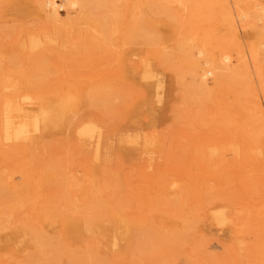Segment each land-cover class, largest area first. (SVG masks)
Returning a JSON list of instances; mask_svg holds the SVG:
<instances>
[{
  "label": "bare ground",
  "instance_id": "obj_1",
  "mask_svg": "<svg viewBox=\"0 0 264 264\" xmlns=\"http://www.w3.org/2000/svg\"><path fill=\"white\" fill-rule=\"evenodd\" d=\"M196 1L129 0L121 19L114 6L93 12L116 4L110 0H0L1 13L16 15L26 4L50 27L23 29L11 45L0 38V264H61L63 257L128 264L139 253L150 262L166 247L184 251L186 231H201L198 222L229 238L225 264L247 257L264 264V1ZM198 21L214 25L203 30ZM247 27L253 40L241 44ZM127 58L135 60L128 70ZM175 63L174 80L195 86L181 84L180 101L188 95L198 104L200 131L179 137L188 140L182 150L193 152L194 166L177 156L154 163L167 144L159 131L167 118L159 123V115L176 111L164 106L162 78ZM75 65L92 70H65ZM124 82L137 88L133 97ZM215 89H225L223 106ZM208 102L213 110L204 109ZM54 136L72 141L52 152ZM113 147L144 167L105 169L100 162ZM78 154L80 163L72 161ZM123 189L133 194L121 202Z\"/></svg>",
  "mask_w": 264,
  "mask_h": 264
},
{
  "label": "rangeland",
  "instance_id": "obj_2",
  "mask_svg": "<svg viewBox=\"0 0 264 264\" xmlns=\"http://www.w3.org/2000/svg\"><path fill=\"white\" fill-rule=\"evenodd\" d=\"M4 1H10V0H4ZM111 2L114 1V3H116L115 5H109L108 8L106 9H102V8H98V9H94V13L95 14H99V15H103L104 13H107L109 10L114 8H118L119 14L121 16V19H125L129 14H126V10L128 11L129 8V0H110ZM209 0H197L195 4L198 3H204V2H208ZM264 1V0H263ZM113 4V3H112ZM19 7V6H18ZM2 9V8H1ZM12 8H10L9 10H3L2 13L0 12V38L2 39V42L7 44V45H11L12 42L19 37L21 30L23 29H27L30 31H38V30H42L44 28L50 29L49 25L47 23H44L43 20L38 19L36 17V14L34 13V11L29 7V5L26 4H22V7L19 10L18 14H13V11H11ZM108 9V10H107ZM61 16V21H65L66 17H65V13L64 11H60ZM17 16V17H16ZM193 25L195 27H202L201 29H206L209 30L214 23L210 24V22L206 23V22H199L198 23H194L192 22ZM190 26H192L190 24ZM253 30L251 28H248L245 30V36H243L242 34L239 36L240 37V43H249L251 42L253 39H249L252 34ZM214 33H218V31L214 32ZM221 35V33L219 32L218 35H216L215 37L211 38V42L212 44H216V42H218L219 40V36ZM252 37V36H251ZM135 50V53L138 54V58L141 55V51L138 52L137 50L139 49V46L133 45L132 46ZM264 50V48H262V51ZM88 57V56H87ZM94 57V55L92 56ZM92 57H88V59H82L79 60V63L82 61H89ZM79 58V57H78ZM77 57H75V59H78ZM137 58V59H138ZM136 59V60H137ZM133 61H135L132 58H127L126 61V70H128V68H130L131 66H133ZM105 63L104 67H106L109 71L110 74H119L117 72L118 67L117 65H115V63H111V62H107V60H104L103 63ZM47 63H51L53 64L52 61H47ZM159 69V68H157ZM67 72L69 73H73L74 75H78V74H89V72L92 70L91 66L88 65L84 68H80L78 65L75 67H72V69H70V67L65 69ZM178 70V67H176V63L172 66L170 65L169 67H167L165 70H163L164 75H162V78L164 79L166 85H165V91H166V95L164 97V106L165 103L167 104L168 102V106H170L172 109L176 110L175 112L166 110L165 113H162L161 115H159V119L160 122L162 121L161 116L164 117L166 116L167 121L159 127V131H163L164 134L167 137V144L165 146V148L163 147L161 149V152H157L155 155V162L154 163H164L166 161V163L172 159L174 156L178 157V161L183 164V165H188V164H193L196 165V159L193 160V156H192V151H188L186 150V148H183V145H185V142H187L188 140H181L179 137L182 136V134L180 132H183V134L187 137H194L195 134H197L200 131V128H198V125L195 123L198 119V113L196 112V108L198 107L196 102H187V99L189 98V96L187 95L186 99H183V101H180L182 99L183 96L186 97V95H184L185 93L183 92L184 90L181 88V84H185V85H189L192 89H194V84L189 81V79L186 77L184 79H182L183 82H181V80H174L173 75L175 74V72ZM50 78L56 77V75H50ZM171 80H174V82H171ZM180 81V82H179ZM124 87L126 88H130L131 89V93L130 96L133 97V93L135 91H137V88L134 86H127L126 82H124ZM170 83H173V87L170 88ZM178 84V85H177ZM123 87V86H121ZM216 90V91H215ZM215 103L221 104L223 106L224 103V90H217L215 89ZM170 93L171 98L169 100L166 99V96ZM176 97V99L174 98ZM174 98V101L171 102V99ZM123 100L124 102H127V99H121L119 98L117 101L120 103V105H123ZM129 101H131V98L129 97ZM170 101V103H169ZM137 101H134V105ZM196 103V104H194ZM190 105V106H189ZM211 110L214 109L215 104L213 102H208L206 104V106H204L205 110ZM141 110H139L137 112V115L141 117V112H143V108H140ZM194 109V110H193ZM190 110H193L191 112H189ZM148 112H145V115H147ZM112 115V113H111ZM173 115H175V119H172ZM120 118V113L117 115ZM192 116V117H191ZM121 119V118H120ZM76 120V119H74ZM142 121V119H141ZM60 138V136L55 137L53 140H49V145H50V149L52 152H54V146H58V144L64 145V144H68L70 143L72 140H67V141H63V142H58V139ZM62 139V137H61ZM181 142L182 144L179 145V142ZM115 145V144H114ZM190 148V147H189ZM56 152H63V150H58ZM126 155L128 154H123L120 151H115L114 147L111 149V153L108 154H104V159L100 162V163H104V166L106 167L105 169H120L121 171H125V172H132L135 170H139L142 169L144 167V163L139 160L138 162H132L131 159L127 158ZM160 156V157H159ZM159 157V158H158ZM76 159L78 163L83 161V156L81 154H78L73 158L72 161ZM191 159V160H190ZM84 161H86V159L84 158ZM97 163H99L98 161H96ZM80 168V167H79ZM143 171H145L143 169ZM148 171L150 172V170L148 169ZM126 175H129V173H123ZM15 182H17V179L15 180ZM123 192V193H122ZM122 192H120L122 195L120 196L119 193V201L123 202L124 199H129L132 198V194L133 192L130 191H126V189H123ZM154 197V196H153ZM170 198H173V195H170ZM147 199V198H144ZM144 199H139V200H144ZM256 202V201H255ZM138 206V204L136 205ZM176 207V205H175ZM156 208L157 205H156ZM130 213L134 211V209L129 208ZM132 209V210H131ZM136 210V209H135ZM154 214H156V211H154ZM153 223L151 226H149L150 228L153 227L154 225V220H152ZM197 225L200 227L201 231H189L190 229H188L186 232L189 234V236L187 237V244H185L183 247L185 248V250H181V252H179V248H175V249H169L168 247H166L163 252L165 253V256L163 258H159L157 257L155 260H152L150 262L148 261H140V258L143 257V254H138V259L139 261L134 262L133 259H137V258H132L131 262H129L128 264H225V260H229L225 251V245L227 243L229 238L226 237L224 234L222 233H216L213 229L209 230L207 229V227L204 226L203 222H198ZM206 225V223H205ZM9 233V232H8ZM87 237H89V235H87ZM92 240V239H91ZM91 240H89V246H90V242ZM84 241V240H83ZM246 243L249 246H252L254 244V238L253 236H247L246 237ZM81 245V249L82 246H85V243L80 241ZM174 245V244H172ZM75 246V245H74ZM258 246V245H257ZM239 248V247H238ZM90 249V248H89ZM173 250L172 254L169 252V250ZM262 249V248H261ZM77 250H80L77 249ZM167 251H168V255H167ZM150 256H155V254L153 252L149 253ZM23 256V254L20 256V258H18L17 261L21 260V257ZM42 257V255H41ZM23 258H25V255L23 256ZM26 259V258H25ZM31 261H35L34 259H30ZM130 260V259H129ZM128 260V261H129ZM250 261V259L247 258H240V260H238L236 262V264H247V262ZM254 259L252 258V261ZM61 262V264H68V259L63 257L61 259H59V262ZM54 262V260H53ZM33 264H38V263H33ZM70 264H81V262L79 261H75V262H71ZM87 264H96L95 262H92L91 259H88ZM248 264H259L257 261L254 262H250Z\"/></svg>",
  "mask_w": 264,
  "mask_h": 264
}]
</instances>
